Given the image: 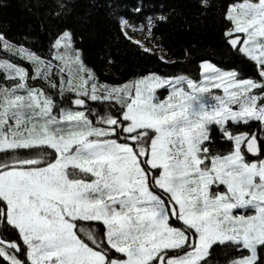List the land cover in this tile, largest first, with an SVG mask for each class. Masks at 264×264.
<instances>
[{
	"label": "snow or ice",
	"instance_id": "obj_1",
	"mask_svg": "<svg viewBox=\"0 0 264 264\" xmlns=\"http://www.w3.org/2000/svg\"><path fill=\"white\" fill-rule=\"evenodd\" d=\"M139 11V9H137ZM226 19L234 24L226 32L227 43L239 54L242 53L259 65V75L264 78V0L258 3L241 4L239 11L232 7V11L226 15ZM151 23V17L148 18ZM123 26L127 25L124 21ZM234 33H245L246 39L241 40ZM127 36V33H125ZM131 39V38H129ZM5 38L0 34V44ZM139 43V41H133ZM72 37L65 32L58 37L54 43L57 50L56 58L64 61L65 55L59 52L63 48L65 52L70 50ZM143 47V46H142ZM23 51V50H21ZM143 51L150 50L143 47ZM258 53V54H257ZM27 59L32 60L36 65V73L40 74L41 65L44 63L39 57L32 53L27 54ZM78 62V56H77ZM13 68V66L8 65ZM51 64L47 65L50 68ZM47 68L45 71H47ZM207 76L205 85L201 86L186 81L188 91L184 87H177L180 81L173 82L161 79L158 76H151L141 79L134 85H126L123 88H105L102 93L97 92V85L93 82L86 87L87 81L82 80L76 89L78 96L87 97L91 101H120V112L116 116L103 114L97 120L95 126L106 129L109 134L117 140L125 142L128 148L137 149L141 146L143 137L151 135L152 143L157 140L170 144L171 137L185 133L186 127L192 123L191 117L199 115L202 117L199 127L203 129L207 122L219 126L221 136L229 142L234 141V151L224 157H213L214 159H230L233 154L239 153L240 160L250 169H255L260 175L256 177L257 183L253 186L257 192L264 191V160L259 163L246 162L242 154V145L247 153L259 155L264 142L258 143L257 135L249 133H233L231 125L248 126L253 121L260 122L264 126V83H256L252 80H238L235 70H219L210 63L203 65ZM20 81L28 78L27 72L22 68H13ZM45 79L47 77H44ZM209 85L216 88H223L226 98L217 96V104L209 112L202 96L209 91ZM55 87V85H52ZM24 88V84H18ZM71 87V86H70ZM171 88V93L164 101L159 100L155 95L156 89ZM259 88L260 93L253 94V89ZM232 89V91H230ZM124 94L128 99L124 100ZM44 95V99L39 97ZM10 101V104L19 107L17 97ZM28 96L32 100L28 103L29 108H34L36 112H43L46 117L35 116L34 121L41 122L44 126L42 134L32 137L31 131L24 128L14 130L8 125L5 131L7 110L0 115V153L12 152L14 155L8 158L0 157V190L6 183H13L16 177H24L28 180L44 183L48 179V174L60 164L61 153L59 149L49 142L50 137L55 138V133L59 128H48L49 124H60L81 120L85 124H93L92 119L85 115V111H64L58 118L53 114L54 102L51 97L39 89H29ZM74 104L84 108L86 101L83 98L74 99ZM237 105V109H233ZM111 107V105H109ZM140 117H144L140 120ZM20 125L21 117L13 113L12 117ZM138 121L141 126L137 127ZM34 130V129H33ZM27 132V137H24ZM90 131L87 135H92ZM21 137V138H17ZM201 139L202 147L200 151L204 153L201 159H207L208 148ZM239 144V149L237 145ZM52 148L57 153L55 160L45 168H34L40 162V158L45 155L40 154L34 159H21L15 155L16 150L33 148ZM100 147V153L90 152L96 157L92 164L100 165L97 168H81L85 175L91 176L95 183L89 182L83 191H78L77 200L86 199V193L99 192L98 185L103 181V188L110 189L118 193V196H127L128 199H119L118 196L109 195L108 200L103 199L88 201L87 208L77 207L73 213L65 208L69 214L67 216L48 219V215L42 217L43 223L24 224L14 220L9 211V200L0 194V228H11L17 237L16 241L7 240L0 236V260L4 264H81L77 256L84 254H95L102 258V264H264V200H253L251 195L243 201L231 198L230 204L223 210L222 214H216L211 209H215L217 201L212 199L211 205H207L204 210L197 211L195 208L184 209L181 204L173 199V195L165 192L164 195L152 196L147 202L151 208L140 209L139 200L132 195V191H140L133 186L132 191H125L122 187V180L119 176L111 175L115 169L113 162L119 163L124 160L123 155L115 154L112 148L104 145L84 144V151L91 148ZM120 148V145H115ZM139 156L141 153L136 152ZM79 156V152H77ZM105 166L108 168L110 180L105 178ZM144 175H152L153 184L158 182L159 172H154L147 160L144 161ZM219 187V185H217ZM163 191V190H161ZM143 196V192H141ZM171 200L168 204L164 200ZM31 199V197H29ZM164 202L161 207V202ZM254 208L259 215L245 217L244 215H234V209ZM42 211V210H41ZM18 216L25 214L23 207H17ZM39 217V212L36 213ZM179 223L180 227L172 226ZM62 219V225H61ZM100 222L104 229V237L97 238L89 233L87 236L89 243L83 242L77 234V223ZM83 231V229H80ZM136 244L135 249L132 245ZM123 254L126 259L114 258L111 253ZM237 253L232 255L231 253ZM171 253V254H170ZM23 257V259L21 258ZM223 257V258H222ZM92 264V262H89Z\"/></svg>",
	"mask_w": 264,
	"mask_h": 264
},
{
	"label": "rangeland",
	"instance_id": "obj_2",
	"mask_svg": "<svg viewBox=\"0 0 264 264\" xmlns=\"http://www.w3.org/2000/svg\"><path fill=\"white\" fill-rule=\"evenodd\" d=\"M245 3H258V0H248L237 2L229 9V13L232 11V7H235L239 11L241 4ZM122 21V25L124 24ZM234 27V24H233ZM124 33H127V37L132 41H139V45L148 48L145 40L139 33L131 29L129 26H123ZM72 34L70 31H66ZM235 36L246 39L245 33H234ZM258 40L264 38H257ZM23 50V51H21ZM56 50V49H55ZM61 54L65 55L64 61L58 60L57 50L52 57V60L40 58L44 63L41 65L40 74L36 73V65L32 60L27 59V54L31 53L25 48L13 46L8 41H4L0 44V85H4V88L0 87V96L3 99L2 114L7 110L5 131L8 130V125H11L14 130L18 128H24L31 131L32 137L38 138L42 134L43 124L33 120L35 116L46 117L50 114L43 112H36L34 108H29L28 103L32 100L31 96H28V90L39 89L45 93V95L52 98L54 102L53 114L58 118L61 114V109L64 111H85V115L92 119L93 124H85L81 120L73 122H66L60 124H49L48 128L51 131L53 128H59L60 131L56 132L55 138H51L49 142L55 145L59 152L62 154L60 157V164H58L51 173L48 174V179L44 183L28 180L24 177H16L13 183H6L0 194L4 195L6 200H9V211L14 220L27 226L28 224L43 223L42 217L48 215L49 220H53L56 217L67 216L69 213L65 211V208L75 212L77 207L87 208L88 201H96L103 199L108 200V196H118V193L111 191L110 189L103 188V181L98 187L99 192L88 191L86 193V199L77 200L78 191H83L85 185L90 181L95 183L91 176L85 175L81 168H99L100 165L92 164L96 157L90 154L100 153V147L91 148L90 151H84V144L89 145H104L107 148H112L115 154L123 155L124 160L115 163L113 162V168L115 171L111 175L119 176L122 180V187L125 191H132L133 186L140 189V191H132V195L136 196L139 200L145 201L139 203L140 209L151 208L152 205L147 201L155 195H164L165 192L173 195V199L182 205L184 209L195 208L197 211H202L207 205H211L213 197L217 201V206L213 210L209 207L210 211H214L216 214H222L223 210L230 204L231 198H236L238 201H243L246 197L251 195L253 200H264V191L257 192L254 189V185L257 183L256 177L260 175L255 169L247 168L240 160L239 153L232 155L230 159H214L207 153V159H201L204 153L200 151L202 147L201 139H207L210 136L212 127L215 124L207 122V126L201 129L198 125L201 122L202 117L199 115H193L191 117L192 123L189 125H181L186 127L185 133L171 137V143L165 144L164 142L157 140L155 145L152 143L153 137L151 135L143 137L141 146L137 149L128 148L125 142L117 140L109 134L106 129L99 128L96 125L97 120L101 115L107 114L116 116L115 114L100 113L94 110V102L87 97H81L77 94V88L82 80H86L88 83L86 87H89L93 82L97 85V92L102 93L105 88L111 90L113 88H123L126 85H134L141 79H147L151 76H158L161 79L170 80L173 82L180 81L177 87H184L185 91H188L186 87V81L191 80L193 83L204 86L208 73L203 70V65L210 63L205 62L201 66V74L199 78L192 79L187 76L165 77L157 73H150L145 76L139 77L134 80L127 81L118 85L99 83L95 79L94 72L88 68L81 59L80 50L74 47L72 39L71 48L67 52L63 48L59 49ZM33 54V53H32ZM258 54V53H257ZM36 56V55H35ZM78 56V62H77ZM38 57V56H37ZM24 62V63H21ZM51 64L50 68L47 65ZM213 67L219 70H225L218 68L214 64L210 63ZM22 68L28 74V78L25 81H20L19 77L15 75L13 68ZM47 68V71L45 69ZM260 70V68H259ZM236 72V71H235ZM2 73H6L5 79L16 81L14 84L11 82L10 88H7L5 81H1ZM238 80H252L256 83H264V78L259 76L258 78H240L239 73L236 72ZM44 77H47L46 79ZM24 84V88L18 87V84ZM52 85H55L53 87ZM71 86V87H70ZM48 88V90H44ZM55 89L69 91L75 96L72 98L70 105H66L62 93H55ZM232 91V89H230ZM259 88L253 89V94L260 93ZM171 93V88L156 89V97L164 101ZM17 97L19 107L10 104V101ZM204 102L208 111H212V107L217 104L216 97L223 98L225 94L223 88H216L209 85V91L202 94ZM86 98L85 107L82 109L80 106L74 104V99ZM39 99L43 100L44 95H41ZM127 94H124V100H127ZM114 102L120 107V101ZM89 106L90 109H86ZM234 110L237 109V105L232 106ZM120 112V110H117ZM13 113L18 114L22 119L18 126L16 120L12 117ZM143 120L144 117H140ZM141 124L138 121L137 127ZM34 129V130H33ZM234 133V130L230 128ZM92 132V135H87L88 132ZM236 133H247L245 131ZM28 133L24 132V137H27ZM18 139L21 137H17ZM206 143V142H205ZM120 145V148H116L115 145ZM206 146V145H205ZM239 149V144L237 145ZM243 149V145H242ZM139 151L141 155L137 156L136 152ZM79 152V156H77ZM243 154V151H242ZM57 155V153H56ZM244 155V154H243ZM147 160L149 166H151L154 172H159L160 177L158 182L153 184L151 173L148 176L144 175V161ZM264 160V158L257 161H246L249 163ZM45 167H42L43 169ZM105 178L110 180V174L107 166H105ZM264 182V177H262ZM219 185V187H217ZM163 190V191H161ZM143 192V196L141 195ZM31 197V199H29ZM119 199H128L127 196H118ZM164 200L171 204V200H167V196H164ZM164 202H161L163 207ZM17 207H23L25 214L18 216L16 213ZM42 210V211H41ZM39 212V217L36 213ZM234 215H244L245 217L259 215L254 208L247 209H234ZM75 221L74 223H76ZM100 223V222H94ZM169 223L172 226L180 227L179 223L173 224L170 218ZM62 225V219H61ZM135 249L136 244L132 245ZM171 254V253H170ZM114 258L120 260L126 259L123 254L116 253ZM77 259L81 261V264H102V258L95 254H84L77 256ZM113 264H116L114 261Z\"/></svg>",
	"mask_w": 264,
	"mask_h": 264
},
{
	"label": "trees",
	"instance_id": "obj_3",
	"mask_svg": "<svg viewBox=\"0 0 264 264\" xmlns=\"http://www.w3.org/2000/svg\"><path fill=\"white\" fill-rule=\"evenodd\" d=\"M241 1L248 0H0V34L11 45L50 61L56 51V39L70 31L83 63L94 72L96 81L103 84L118 85L150 73L197 79L205 62L235 70L240 78L259 79L257 62L238 54L226 42V32L233 28L226 15L232 5ZM123 20L144 38L151 49L149 52L125 35ZM2 74L1 81L10 88L13 81L5 79L6 73ZM55 93H62L68 106L75 96L65 90L55 89ZM2 103L0 96V115ZM94 107L97 112L115 115L121 110L109 101L94 102ZM230 128L234 133L255 134L258 143L264 142V126L260 122L239 127L231 125ZM218 129L217 125L212 127L210 142L205 143L210 157H224L234 151V141H227ZM242 151L246 161L264 158V148L255 156L247 153L244 147ZM41 153L45 155L34 168L46 167L56 158L53 149L47 147L20 149L15 155L34 159ZM13 155L12 152L0 153L3 158ZM76 223L77 234L89 246H93L87 239L89 233L97 240L105 235L101 223ZM0 236L17 240L15 232L6 226L0 228ZM110 255L116 253L113 251ZM0 264L4 261L0 260Z\"/></svg>",
	"mask_w": 264,
	"mask_h": 264
},
{
	"label": "water",
	"instance_id": "obj_4",
	"mask_svg": "<svg viewBox=\"0 0 264 264\" xmlns=\"http://www.w3.org/2000/svg\"><path fill=\"white\" fill-rule=\"evenodd\" d=\"M241 40H242V38H240ZM250 155H252L251 153H249ZM252 156H254V155H252Z\"/></svg>",
	"mask_w": 264,
	"mask_h": 264
}]
</instances>
